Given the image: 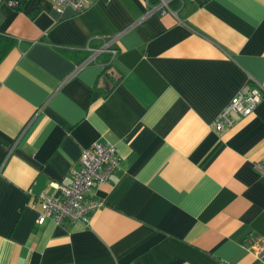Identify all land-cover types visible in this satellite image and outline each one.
<instances>
[{
	"label": "crops",
	"instance_id": "obj_1",
	"mask_svg": "<svg viewBox=\"0 0 264 264\" xmlns=\"http://www.w3.org/2000/svg\"><path fill=\"white\" fill-rule=\"evenodd\" d=\"M0 2V264H264V0ZM114 47L107 86L89 44ZM89 57V58H88ZM247 115L214 118L246 82ZM114 144L118 168L89 196L86 222L38 223L81 150Z\"/></svg>",
	"mask_w": 264,
	"mask_h": 264
},
{
	"label": "built area",
	"instance_id": "obj_2",
	"mask_svg": "<svg viewBox=\"0 0 264 264\" xmlns=\"http://www.w3.org/2000/svg\"><path fill=\"white\" fill-rule=\"evenodd\" d=\"M9 5L16 6L18 0H0ZM93 0H53L54 7L61 11L63 7L69 6L74 10H80L90 4ZM169 0H159L157 7L160 12L169 9ZM101 48H92L90 56H94ZM114 54L115 48H110ZM89 56V57H90ZM88 57V58H89ZM263 95L262 88L251 82L244 83L216 114L214 127L221 130L225 125L233 123L232 112L242 115L249 114ZM119 156L114 144L107 141L97 140L81 150L78 164L70 171L68 182H54L59 189L56 196L46 195L43 192L38 197L39 211L36 221L41 223L46 218H51L57 223L63 221L80 220L86 222L90 213L101 205V201L89 196L90 188L98 183L104 182L118 168ZM259 172L264 176V156L256 163ZM242 245L256 258L264 262V235L249 232L242 239Z\"/></svg>",
	"mask_w": 264,
	"mask_h": 264
},
{
	"label": "trees",
	"instance_id": "obj_3",
	"mask_svg": "<svg viewBox=\"0 0 264 264\" xmlns=\"http://www.w3.org/2000/svg\"><path fill=\"white\" fill-rule=\"evenodd\" d=\"M19 1L20 0H18L17 5L19 4ZM10 43L11 40L8 37L4 36V34L0 33V58L4 55V53L8 49ZM87 48H88L87 50H83V56L81 57V59L89 56L92 53V48H101V50H99L98 53L95 55V60L98 59L99 62L102 64L103 77L106 79V83H107V86L105 87H100L95 85L92 90L91 96L94 97L98 94L105 95L110 91L112 86L120 78V74L115 71L114 66L112 64V57L114 54L110 51V48H114V47L104 46V45L100 46L90 43L87 46Z\"/></svg>",
	"mask_w": 264,
	"mask_h": 264
}]
</instances>
